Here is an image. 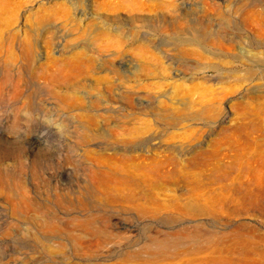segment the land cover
<instances>
[{"label":"rangeland","instance_id":"rangeland-1","mask_svg":"<svg viewBox=\"0 0 264 264\" xmlns=\"http://www.w3.org/2000/svg\"><path fill=\"white\" fill-rule=\"evenodd\" d=\"M212 256L264 264V0H0V264Z\"/></svg>","mask_w":264,"mask_h":264},{"label":"bare ground","instance_id":"bare-ground-1","mask_svg":"<svg viewBox=\"0 0 264 264\" xmlns=\"http://www.w3.org/2000/svg\"><path fill=\"white\" fill-rule=\"evenodd\" d=\"M135 204L137 205L138 209H140L142 211H147L143 204H141V203H135ZM90 222L91 221L89 219L79 220V224L77 226L78 227L81 226L83 228L84 227H90V225H91ZM57 229H58V227L56 228L55 232L57 231ZM57 232H59V231H57ZM89 233H91V232H89ZM56 235L61 237L60 239H62L59 242L60 246H64L66 243H69V244L73 245L76 248V250L82 251V252L84 250H86V251L91 250L97 244H108L110 242V238H111L110 236H112L110 231H108L107 229L103 230L99 227L95 228L91 234L84 232V230L83 231L79 230V229L75 230L74 228H72L70 230L68 229L64 235L61 234L60 232L57 233ZM165 240L166 239H163V238L148 239V242H146L144 244V246L141 247V250L139 252H134L133 255L128 253L127 255H124V256H126L128 258L132 257L135 260H139L138 258H140V256L143 255V253H148L149 255H148V258L145 259V262L151 261L152 258H160L161 260L167 259L169 257L167 252H166L168 242H167V240L166 241ZM134 244H137V243L133 242L131 245H134ZM48 250H50L51 252L53 251L50 249V246H48ZM201 259H203V258L201 257ZM222 260L223 259L221 258V256H212L206 260L205 264H213V263L220 264L219 262ZM230 261L231 260H229V262ZM123 262H129V261L127 259H123ZM190 263H187V264H190ZM195 263L197 264V262H195ZM251 263L252 264H261V263H258L257 261L251 262L249 260L245 264H251ZM113 264H122V263L118 262V263H113ZM123 264H131V263H123ZM191 264H193V263H191ZM203 264H204V262H203Z\"/></svg>","mask_w":264,"mask_h":264}]
</instances>
